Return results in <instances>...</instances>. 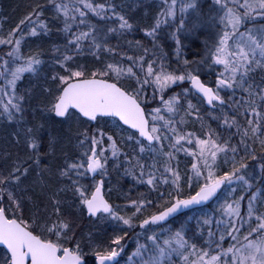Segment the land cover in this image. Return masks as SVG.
Listing matches in <instances>:
<instances>
[{
    "label": "snow or ice",
    "instance_id": "1",
    "mask_svg": "<svg viewBox=\"0 0 264 264\" xmlns=\"http://www.w3.org/2000/svg\"><path fill=\"white\" fill-rule=\"evenodd\" d=\"M119 8L113 0H32L0 31V119L15 125L17 147L0 150V264H121L133 238L124 264H264V0H161L141 29L151 48L128 40L132 54L110 43L135 29ZM53 27L64 42L52 45L58 70L45 110L87 125L76 133L78 155L64 154L55 168L56 138L43 151V125L22 126L26 97L17 91L45 63L43 50L25 52V44ZM165 28H173L175 69L159 43ZM186 40L202 43L199 59H180ZM85 52L91 64L79 62ZM206 70L214 81L202 79ZM177 82L190 84L196 103L187 87L168 95ZM181 154L191 161L183 169ZM110 165L147 192L121 191L124 203L113 202V189L104 191ZM209 203L211 213L187 215ZM74 213L111 224L112 234L101 242L81 232Z\"/></svg>",
    "mask_w": 264,
    "mask_h": 264
},
{
    "label": "trees",
    "instance_id": "2",
    "mask_svg": "<svg viewBox=\"0 0 264 264\" xmlns=\"http://www.w3.org/2000/svg\"><path fill=\"white\" fill-rule=\"evenodd\" d=\"M1 2V1H0ZM32 0H11L9 5L10 8L7 7L8 12L14 13L15 17H13V21L10 23H3L2 26H4V29H1L3 33H6L8 30H10L12 27L18 23L19 19L22 18V16L27 11V5L31 3ZM96 2H102V0H96ZM114 3L120 6L118 10H122L123 14L126 15V17L132 22L135 26V29L133 32L127 34L125 37H123L119 42L115 39L111 40L110 43L113 45H116L119 43V49L120 51H129V54H132L130 50L127 49V41L128 40H141L142 43L149 47V39L146 38L141 31V29L145 27H150V16L153 14V12L156 11L157 7L153 0L151 1H143V0H113ZM149 6V15L146 17H142L141 12L143 7ZM51 13H47L46 15H50ZM91 15V14H89ZM11 16V15H10ZM6 18L10 19V17L7 15ZM93 19H95L93 17ZM5 21V20H4ZM2 22V20H1ZM58 26V25H57ZM64 41L62 37L56 32L55 27H53V30L51 34L48 36H40L38 38H31L28 40V42L25 44L24 51L27 52L30 48L36 49L40 48L44 52V60L45 63L42 66L40 73L38 75L31 76L30 81H28V85L26 87L22 88L18 87V93L24 94L26 99L24 101V113H23V119L25 115H27L26 120H22V126L23 127H33L35 128L37 125H43V127L40 129V136L42 140L45 142L43 145V151H47V140L49 139V136H53L56 138V155L55 157H49L48 159L51 161V163L55 166L58 163L63 162L64 154H67L68 157H74L75 154H77L76 151V142L74 143V139L76 137V133L79 131L80 127L84 124H79L75 120V118L70 117L68 119H58L53 116L52 113H48L45 110V105L47 100L49 99L48 93L45 92L46 88H50L49 84V77L52 75L53 71H56V68L53 67V60H52V45L54 44H62ZM189 46L182 49L181 57L180 59L187 58L189 60L193 59H199L201 53H200V46L199 44H192L191 42L188 43ZM175 47V46H174ZM170 48L167 49V56H166V64L170 66V68L175 69L180 67V62L177 60L175 49ZM199 52V55L197 53ZM103 58L109 59L111 57L104 56ZM116 59H119V57H115ZM81 63H88L91 64L93 62V57L87 52L83 54V56L80 58ZM127 63V61H125ZM52 65V67H51ZM46 66H50L47 68ZM58 70V69H57ZM210 75L202 74V79L205 81H214V75L212 76L211 73H208ZM42 75L45 76L44 80H42ZM206 75V76H205ZM187 88L188 84L185 86ZM190 89V88H189ZM149 93V89H148ZM193 100L194 103L197 101L191 94L188 98ZM201 106V114L205 117V119L211 123L212 127L215 128L214 122L208 120L207 113L210 111V109H207L203 104ZM1 126V125H0ZM12 129H15V125H8L3 124L2 130L4 131L3 134H8V137H10V140L12 141V137L10 136V133L13 131ZM199 124L195 123L192 124V128L188 126V130H198ZM21 146V145H20ZM4 149H7L9 151H16L12 150L10 148L4 147ZM53 161H56L55 163ZM181 168L183 169L185 167V164L190 165V158H185L183 155H181ZM111 187L113 189L110 199L117 203V204H123L124 201L119 198L120 192H128L130 190V194L133 198L137 196L140 192H147V188L145 186L136 185L131 179L127 176H124L122 174V169L117 172L112 170L110 172V176L106 179V186L104 191L107 193L108 188ZM165 190L166 189H162ZM153 196L156 195V193L152 194ZM67 196L70 198L71 194H67ZM70 202V199H69ZM215 206L214 203H209L207 206L199 207L194 209L192 212L187 213L189 216H196L200 215L201 212H209L211 213L213 207ZM66 211H68L66 206ZM76 220V224L80 226V231L83 233H93L95 238L98 241L104 242L106 239L110 237L113 231V227L111 224L107 222H100L95 219H88L86 216L81 218L78 214H73ZM184 219V217H178L177 221L172 225L173 228L178 227L179 223ZM196 221L195 219H192L189 222V227L195 228ZM136 231H139L137 229ZM191 235V233H189ZM129 237H134V232L129 230ZM135 248V239H129L127 241L126 251L122 254L121 258V264H124V261L127 259V256L134 250ZM0 250H2L0 248Z\"/></svg>",
    "mask_w": 264,
    "mask_h": 264
},
{
    "label": "rangeland",
    "instance_id": "3",
    "mask_svg": "<svg viewBox=\"0 0 264 264\" xmlns=\"http://www.w3.org/2000/svg\"><path fill=\"white\" fill-rule=\"evenodd\" d=\"M1 2H0V30L1 29H4L5 27L4 26H2V24L3 23H5V24H7V23H10L11 21H13V17H15V14L14 13H9L8 12V9H7V7H9L10 8V5H9V3H10V1L11 0H0ZM143 1H146V2H148V1H151V0H143ZM154 2H155V4H156V7H157V9H156V11L155 12H153V14L150 16V26L152 25V23L154 22V17H155V15H156V13L159 11V8H160V6H161V0H153ZM203 7H207V4H204L203 5ZM149 6H146V7H143V9H142V12H141V15H142V17H146V16H148L149 15ZM9 16L10 17V19H8V18H6V16ZM11 15V16H10ZM1 20H2V22H1ZM5 20V21H4ZM175 26L173 25V28H174ZM173 28H165V29H163V31L160 33V39H159V43H160V45H161V51H162V53L163 54H165V60H166V56H167V49H170V48H173L174 46H175V43H174V41L170 38V36H167L166 35V33H168V32H170V31H172L173 30ZM149 39V48H151V38H148ZM204 39V37H201V40H203ZM190 41H184V48L185 47H187V46H189V43ZM199 44V46H200V53H201V55L203 54V52H202V48H203V45H202V43H198ZM174 49H175V47H174ZM4 51H6V49H3ZM159 54V53H158ZM149 58H151V56H149ZM200 58V57H199ZM47 68H49L50 66H46ZM51 67H52V65H51ZM56 71H57V69H56ZM208 73H210V72H207V70H206V75H210V74H208ZM205 75V76H206ZM212 75V74H211ZM31 76H34V75H31V74H25V76H24V78L22 79V81H20V82H18V87L20 86L21 88H22V86L23 87H26L27 85H28V81H30V79H31ZM213 76V75H212ZM44 78H45V76L44 75H42V80H44ZM3 83V80L2 79H0V84H2ZM49 84H50V88H54V85H52L51 84V82H50V80H49ZM177 84L179 85V86H177V85H173L172 87H171V89L169 90V92H168V95H171L172 93H176V92H182V89L183 88H185V86L188 84V83H183V84H181L180 82H177ZM18 91V90H17ZM151 92H152V89L151 88H149V95H151ZM188 99H190V97L188 98ZM24 105V104H23ZM153 107L154 106H156V105H152ZM24 107V106H23ZM166 115V114H165ZM27 119V115H25V117H24V119L23 120H26ZM211 121V120H210ZM212 122H214V124L216 125V122L215 121H212ZM3 124L5 125V124H8V122L7 121H5V120H3V119H0V150H4V147H6V148H10V149H12V150H17V147L13 144V142L10 140V137H8V134H3V130H2V128H3ZM9 125V124H8ZM84 127H87V125L86 124H84L83 126H81L80 127V129H79V131H81V130H83V128ZM189 127L190 128H192V123H190L189 124ZM216 127V126H215ZM12 130H14V129H12ZM76 142V151H77V154H75V156L76 155H78V153H79V149H78V147H77V136L75 137V139H74V143ZM22 148H23V145L21 144V146H20V150H22ZM181 155H183V154H181ZM54 163L56 162V161H53ZM52 166H53V168H55V166L52 164ZM109 171L111 172L112 171V168H111V165H110V167H109ZM108 178V177H107ZM106 178V179H107ZM26 210H27V206H26ZM107 240V239H106ZM2 251L3 250H0V254H2Z\"/></svg>",
    "mask_w": 264,
    "mask_h": 264
},
{
    "label": "water",
    "instance_id": "4",
    "mask_svg": "<svg viewBox=\"0 0 264 264\" xmlns=\"http://www.w3.org/2000/svg\"><path fill=\"white\" fill-rule=\"evenodd\" d=\"M189 85V87L191 88V86H190V84H188ZM205 105V107H208L209 108V106L207 105V104H204ZM54 115V114H53ZM59 119H62V118H59ZM126 127V126H125ZM199 207H203V206H197L196 208H199ZM195 208V209H196ZM1 248H2V246H0Z\"/></svg>",
    "mask_w": 264,
    "mask_h": 264
}]
</instances>
